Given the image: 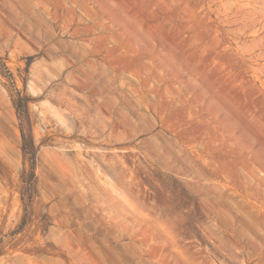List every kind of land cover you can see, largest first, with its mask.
I'll return each instance as SVG.
<instances>
[{
  "label": "rangeland",
  "instance_id": "1",
  "mask_svg": "<svg viewBox=\"0 0 264 264\" xmlns=\"http://www.w3.org/2000/svg\"><path fill=\"white\" fill-rule=\"evenodd\" d=\"M0 264H264V0H0Z\"/></svg>",
  "mask_w": 264,
  "mask_h": 264
}]
</instances>
